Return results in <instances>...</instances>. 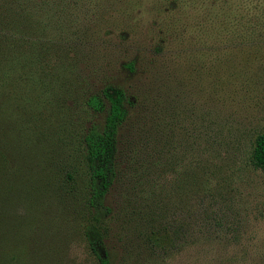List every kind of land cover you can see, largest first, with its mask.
I'll return each mask as SVG.
<instances>
[{"label": "rangeland", "instance_id": "374dc122", "mask_svg": "<svg viewBox=\"0 0 264 264\" xmlns=\"http://www.w3.org/2000/svg\"><path fill=\"white\" fill-rule=\"evenodd\" d=\"M64 8L44 33L0 15V264H100L85 233L95 219L110 264H264V171L250 160L264 130V0ZM16 43L42 54L25 74ZM111 83L131 97L115 217L88 205L83 142L106 116L85 99ZM208 179L219 193H198ZM151 189L155 219L143 215Z\"/></svg>", "mask_w": 264, "mask_h": 264}, {"label": "trees", "instance_id": "16d2710c", "mask_svg": "<svg viewBox=\"0 0 264 264\" xmlns=\"http://www.w3.org/2000/svg\"><path fill=\"white\" fill-rule=\"evenodd\" d=\"M70 1L72 0H12L11 2L9 0H2L0 15L4 19L3 21L6 25H11L19 31H36L44 33L50 26L51 20L60 17L64 12V5L66 2ZM38 14H41L44 18L46 15L47 19H38ZM38 42H30L28 45L33 47V45ZM20 45L21 44L18 45L17 43L13 45V51L15 47L17 52L16 56H14V60L16 62V67L20 66L21 71L25 74L26 70L24 64L29 61L30 63L38 61L42 54L36 56L34 53L30 52V50L27 52V48L23 49ZM37 50L36 47V51ZM6 52H9L7 51V47L4 49V55ZM21 66H23V68ZM85 104L93 111H106L103 123L93 124L83 136L86 151L85 158L90 171V195L88 198V205L95 210L106 209L107 211H111L115 217L117 215V210L107 205L106 201L110 191L115 187L120 176L122 152L121 136L123 126L130 114L129 107L131 104V97L124 86L111 83L102 88L101 92L88 95L85 99ZM250 160L255 167L264 171V130L256 136ZM195 178L197 184V175H195ZM209 184L210 179H208L200 189H197L198 193L200 190L208 192L212 189L213 193H219L221 185L218 187V183H216V187L214 188ZM214 189H217V191ZM153 196V189L147 191L144 196L147 210H144L143 215L146 214L147 218L150 217V219H155L152 218L154 211ZM127 201H129V207L132 210L128 211L127 215H133L134 212L138 210V207L132 204L129 196ZM130 221L129 219L126 224L133 223ZM103 223L101 219H95L94 222L92 221L87 225L85 233L91 251L99 263L110 264V250L105 243V237L108 233L110 234V232L106 224ZM150 236L152 237V235ZM154 238L159 248L165 250L163 244L164 238L157 233L154 234Z\"/></svg>", "mask_w": 264, "mask_h": 264}]
</instances>
